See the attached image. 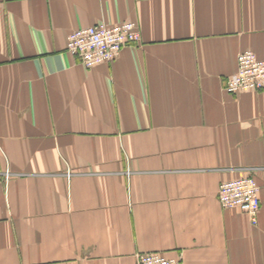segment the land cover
I'll list each match as a JSON object with an SVG mask.
<instances>
[{
	"label": "crops",
	"instance_id": "obj_1",
	"mask_svg": "<svg viewBox=\"0 0 264 264\" xmlns=\"http://www.w3.org/2000/svg\"><path fill=\"white\" fill-rule=\"evenodd\" d=\"M137 24L87 69L68 35ZM264 0H0V264H264ZM251 177L257 224L217 200Z\"/></svg>",
	"mask_w": 264,
	"mask_h": 264
},
{
	"label": "built area",
	"instance_id": "obj_2",
	"mask_svg": "<svg viewBox=\"0 0 264 264\" xmlns=\"http://www.w3.org/2000/svg\"><path fill=\"white\" fill-rule=\"evenodd\" d=\"M140 33L137 24L125 22L113 27L96 24L71 32L67 37L66 50L87 69L115 60L123 48L137 45ZM236 72L227 78L224 92L264 91V61L250 50L238 54ZM257 186L251 177H242L220 184L217 192L219 205L224 209L236 208L246 214L250 223L257 224L259 200ZM136 264H182L179 259H170L158 253H141Z\"/></svg>",
	"mask_w": 264,
	"mask_h": 264
},
{
	"label": "bare ground",
	"instance_id": "obj_3",
	"mask_svg": "<svg viewBox=\"0 0 264 264\" xmlns=\"http://www.w3.org/2000/svg\"><path fill=\"white\" fill-rule=\"evenodd\" d=\"M258 186V185H257ZM258 193H259V189L257 190V198H258ZM258 200H259V198H258Z\"/></svg>",
	"mask_w": 264,
	"mask_h": 264
}]
</instances>
